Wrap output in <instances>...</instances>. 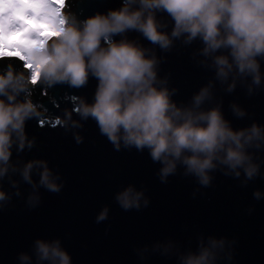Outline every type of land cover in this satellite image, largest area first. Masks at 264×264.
<instances>
[{"label": "water", "instance_id": "water-1", "mask_svg": "<svg viewBox=\"0 0 264 264\" xmlns=\"http://www.w3.org/2000/svg\"><path fill=\"white\" fill-rule=\"evenodd\" d=\"M65 20L39 101L0 66V264H264V0Z\"/></svg>", "mask_w": 264, "mask_h": 264}, {"label": "rangeland", "instance_id": "rangeland-1", "mask_svg": "<svg viewBox=\"0 0 264 264\" xmlns=\"http://www.w3.org/2000/svg\"><path fill=\"white\" fill-rule=\"evenodd\" d=\"M69 0H0V60L25 59L19 68L25 80L36 89L40 72L58 55L48 44L65 35L63 10Z\"/></svg>", "mask_w": 264, "mask_h": 264}, {"label": "trees", "instance_id": "trees-1", "mask_svg": "<svg viewBox=\"0 0 264 264\" xmlns=\"http://www.w3.org/2000/svg\"><path fill=\"white\" fill-rule=\"evenodd\" d=\"M72 1H74V0H69V2H67V5H68V8H65L64 10H63V15L66 17L67 16V13H68V10H69V4L72 2ZM13 60H15V59H13V58H9V59H5V58H2V60H0V66L3 64V63H5V62H10V61H13ZM16 61V60H15ZM44 84V82L40 79V82H39V84H38V86H37V88H36V91L34 90L33 92H32V98H33V100L34 101H39L42 97H44L43 95H42V93H41V88H43L42 87V85ZM45 96H48V93H46L45 94Z\"/></svg>", "mask_w": 264, "mask_h": 264}]
</instances>
